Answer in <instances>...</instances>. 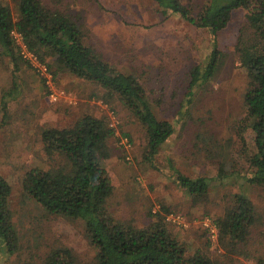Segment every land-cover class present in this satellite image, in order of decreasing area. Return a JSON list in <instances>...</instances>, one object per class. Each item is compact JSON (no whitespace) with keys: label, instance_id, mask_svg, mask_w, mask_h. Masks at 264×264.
I'll return each mask as SVG.
<instances>
[{"label":"rangeland","instance_id":"obj_1","mask_svg":"<svg viewBox=\"0 0 264 264\" xmlns=\"http://www.w3.org/2000/svg\"><path fill=\"white\" fill-rule=\"evenodd\" d=\"M3 1L13 6L12 0ZM204 1L183 0L191 3L193 12ZM62 4L77 17L88 43L114 67L138 77L157 116L174 121V133L161 145L153 168L143 159L142 126L117 99L106 98L98 86L68 72L54 73L53 67L48 69L58 98L52 100L33 66L19 63L14 71L9 57L0 53V175L11 187L9 204L17 235L15 252L0 248V264H38L45 252L57 247L69 248L80 264H94L95 250L82 223L46 213L22 189L27 169L49 163L41 130L70 126L83 114L102 118L115 130L109 140L111 154L103 162L113 186L106 206L114 218L143 227L164 205L170 210L165 214L168 228L185 239L191 251L205 247L208 238V251L219 264H264V185L244 178L251 173L245 153L250 143L247 136L242 140L240 125L247 77L234 50L244 9L232 11L230 22L218 33L220 65L187 102L189 71L203 65L214 46L205 29L162 15L152 0ZM220 165L228 174L223 179L217 177ZM176 171L207 177V197L192 203L175 184ZM236 194L251 200L256 221L247 244L239 253H229L203 229L205 222L224 213Z\"/></svg>","mask_w":264,"mask_h":264},{"label":"trees","instance_id":"obj_2","mask_svg":"<svg viewBox=\"0 0 264 264\" xmlns=\"http://www.w3.org/2000/svg\"><path fill=\"white\" fill-rule=\"evenodd\" d=\"M159 13L174 15L199 29H205L214 45L203 65L193 66L188 74L187 102L218 69L223 53L217 49L218 33L231 20L232 11L244 9V22L235 43V53L246 70L247 86L243 94L244 116L241 138L247 136L245 150L252 185H264V0H205L193 12L183 0H152ZM13 6L0 0V53L9 57L13 70L19 63H30L20 55L14 33L39 62L53 71H64L94 84L106 98L117 99L142 126L143 159L156 168L155 157L161 145L174 133V121L159 118L155 106L138 77L117 69L88 43L77 17L63 0H12ZM44 81V79H43ZM3 109L5 104L3 102ZM114 128L102 119L83 114L67 127H47L40 132L43 152L49 163L34 165L22 176L24 194L50 215L79 221L84 235L95 250L94 264H219L205 247L191 251L167 226L164 205L150 214V222L139 227L131 221L113 217L106 206L113 191L112 181L103 166L110 156L109 140ZM127 135V133H122ZM219 179L228 174L218 167ZM175 184L192 203L207 197L209 180L191 178L176 171ZM11 187L0 175V248L16 250L17 235L9 204ZM256 221L255 207L244 195L233 196V203L211 223L218 244L231 253H239L249 241ZM204 234L209 229L204 227ZM239 250V251H238ZM38 264H80L66 247L51 248Z\"/></svg>","mask_w":264,"mask_h":264},{"label":"built area","instance_id":"obj_3","mask_svg":"<svg viewBox=\"0 0 264 264\" xmlns=\"http://www.w3.org/2000/svg\"><path fill=\"white\" fill-rule=\"evenodd\" d=\"M14 37L16 39L17 44L19 45L20 49V55L23 59L27 60L31 66H33L37 72L41 75V77L44 79V83L46 85V88L48 89L49 96L52 100H56L58 98V93L53 87V77L51 73L49 72L48 66L45 63L39 62L38 59L26 49L25 45L22 43L20 35L14 33ZM125 147L129 146V141L127 139H124L122 142ZM205 226L209 229V235L214 239L216 236V228L214 224L211 222L207 223L205 222Z\"/></svg>","mask_w":264,"mask_h":264}]
</instances>
